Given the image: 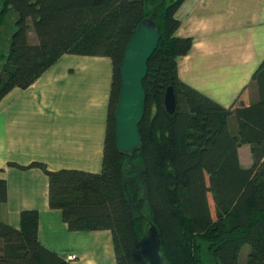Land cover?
<instances>
[{"label":"trees","instance_id":"1","mask_svg":"<svg viewBox=\"0 0 264 264\" xmlns=\"http://www.w3.org/2000/svg\"><path fill=\"white\" fill-rule=\"evenodd\" d=\"M184 0H0V24L10 10L16 30L7 57L0 54V100L31 86L61 56H104L112 64L102 171H49L48 205L71 232L109 231L117 264H147L140 241L152 225L164 264H264V60L252 77L257 100L244 89L229 108L181 82L177 58L191 38H179L175 14ZM150 19L160 31L143 81L145 112L141 147L116 149L114 113L120 70L135 28ZM33 32L36 43L29 41ZM171 87L175 111L166 112ZM234 124V126H233ZM249 145L252 164L243 168L239 148ZM2 171V170H0ZM212 199V200H211ZM7 200L0 178V206ZM39 213L25 210L20 228L0 221V264H69L38 240Z\"/></svg>","mask_w":264,"mask_h":264},{"label":"crops","instance_id":"2","mask_svg":"<svg viewBox=\"0 0 264 264\" xmlns=\"http://www.w3.org/2000/svg\"><path fill=\"white\" fill-rule=\"evenodd\" d=\"M175 18V36L192 39L189 53L177 58L179 80L224 108L244 89L255 102L252 77L264 60V0H184ZM28 37L36 43L31 32ZM111 82L108 57L66 54L31 86L0 100V178L7 193L0 221L19 229L21 212L36 210L39 243L69 264H117L111 233L69 231L61 212L49 208L44 172L9 164L100 173Z\"/></svg>","mask_w":264,"mask_h":264},{"label":"water","instance_id":"3","mask_svg":"<svg viewBox=\"0 0 264 264\" xmlns=\"http://www.w3.org/2000/svg\"><path fill=\"white\" fill-rule=\"evenodd\" d=\"M160 39L158 27L150 19L143 20L131 35L124 52L120 78L121 91L114 113L116 149L127 155L141 147L139 125L145 112L143 81L148 73V61ZM167 113L175 111V97L171 87L164 93ZM140 249L147 264H164L160 238L150 226L140 241Z\"/></svg>","mask_w":264,"mask_h":264},{"label":"rangeland","instance_id":"4","mask_svg":"<svg viewBox=\"0 0 264 264\" xmlns=\"http://www.w3.org/2000/svg\"><path fill=\"white\" fill-rule=\"evenodd\" d=\"M2 23L0 24V54L5 55L7 57L9 53V47H10V39L13 34V32L16 30L15 22L18 19V15L15 11L10 10L4 17H2ZM33 34L35 40L36 37L34 33ZM254 91H256L255 88H253ZM251 100V98H250ZM256 100V99H255ZM253 100V101H255ZM249 145H243L240 150V159H241V166L243 168H248L252 164V157L249 149ZM212 200V199H211ZM205 247L202 249V256L205 264H215L214 261L210 258L208 251H207V245L204 244ZM250 251L249 246H243L240 252V256L238 259V264H245L247 261V255Z\"/></svg>","mask_w":264,"mask_h":264},{"label":"built area","instance_id":"5","mask_svg":"<svg viewBox=\"0 0 264 264\" xmlns=\"http://www.w3.org/2000/svg\"><path fill=\"white\" fill-rule=\"evenodd\" d=\"M68 259H69L70 261L75 260V256H69Z\"/></svg>","mask_w":264,"mask_h":264}]
</instances>
